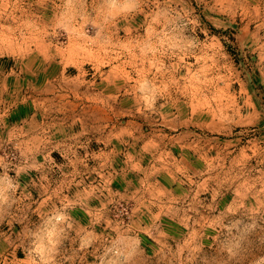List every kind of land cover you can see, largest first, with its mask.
<instances>
[{
  "label": "rangeland",
  "instance_id": "1",
  "mask_svg": "<svg viewBox=\"0 0 264 264\" xmlns=\"http://www.w3.org/2000/svg\"><path fill=\"white\" fill-rule=\"evenodd\" d=\"M0 264H264V0H0Z\"/></svg>",
  "mask_w": 264,
  "mask_h": 264
}]
</instances>
